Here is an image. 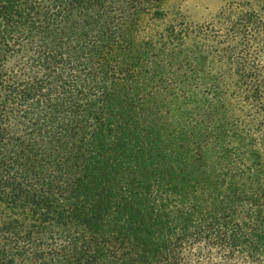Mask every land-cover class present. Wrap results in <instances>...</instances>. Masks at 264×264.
Listing matches in <instances>:
<instances>
[{"label":"trees","instance_id":"1","mask_svg":"<svg viewBox=\"0 0 264 264\" xmlns=\"http://www.w3.org/2000/svg\"><path fill=\"white\" fill-rule=\"evenodd\" d=\"M165 1L0 0V264H264V136L203 26L137 40Z\"/></svg>","mask_w":264,"mask_h":264},{"label":"rangeland","instance_id":"2","mask_svg":"<svg viewBox=\"0 0 264 264\" xmlns=\"http://www.w3.org/2000/svg\"><path fill=\"white\" fill-rule=\"evenodd\" d=\"M162 10L167 14L164 20L145 16L139 22L137 40L157 41L160 33L170 24L179 26L178 23L185 22L192 28L203 26L204 36L201 39L192 36L187 47L193 49L197 43L204 45L202 54L210 57L207 68L223 70V79L219 81V85L230 102V113L235 112L241 120L264 136V113L253 101L245 99L246 92L238 84L233 72L239 63L243 68L255 66L260 72H255L256 75L264 80V0H166ZM252 11L258 15V19L245 21L242 15ZM227 18H231L233 22L229 23ZM231 28H235L233 34L236 35V40L231 37ZM216 40L226 42L220 44ZM227 45L234 46L224 53L230 56V62L221 58L225 57L221 54L228 49Z\"/></svg>","mask_w":264,"mask_h":264}]
</instances>
